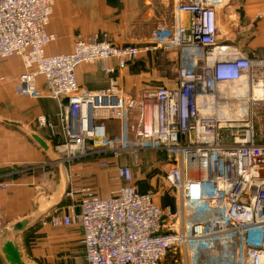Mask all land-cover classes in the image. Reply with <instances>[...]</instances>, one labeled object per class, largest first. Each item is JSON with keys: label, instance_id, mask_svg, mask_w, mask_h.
Masks as SVG:
<instances>
[{"label": "built area", "instance_id": "obj_1", "mask_svg": "<svg viewBox=\"0 0 264 264\" xmlns=\"http://www.w3.org/2000/svg\"><path fill=\"white\" fill-rule=\"evenodd\" d=\"M229 2L179 0L174 24L148 36L115 44L78 35L70 52L48 54L56 0H0V58L21 59L20 94L56 102L63 159L153 149L171 162L163 180L174 207L140 191L131 165L117 166L126 183L108 197L91 185L66 193L75 202L49 223L81 225L84 264H162L169 256L175 264H264V60L218 43L217 10ZM165 49L177 51L173 83L127 97L118 70ZM96 63L109 84L82 88L78 67ZM108 120L119 121L118 134L109 133Z\"/></svg>", "mask_w": 264, "mask_h": 264}, {"label": "crops", "instance_id": "obj_2", "mask_svg": "<svg viewBox=\"0 0 264 264\" xmlns=\"http://www.w3.org/2000/svg\"><path fill=\"white\" fill-rule=\"evenodd\" d=\"M178 1L56 0L47 26L56 40L48 44L47 53L70 52L78 35H105L115 44L148 36L160 24H174ZM182 19L188 22L187 16ZM217 20L218 43L238 46L248 56L264 60V0H230L217 10ZM22 69L18 56L0 58V182L9 183L7 189L0 188V264H11L3 249L9 240L18 246L26 264H84L81 225L53 226L49 220L75 202L67 196L69 190L91 185L101 197L113 194L126 183L116 168L129 165V157L111 154L106 168L99 166V156L63 159L60 144L56 145L58 132L62 133L57 104L47 96L20 94L16 79ZM77 76L81 87L89 90L106 87L110 81L99 63L80 65ZM116 77L129 90V65ZM109 121V133L118 134L120 123L116 128L114 120ZM31 133L43 138L49 148L40 146Z\"/></svg>", "mask_w": 264, "mask_h": 264}, {"label": "rangeland", "instance_id": "obj_3", "mask_svg": "<svg viewBox=\"0 0 264 264\" xmlns=\"http://www.w3.org/2000/svg\"><path fill=\"white\" fill-rule=\"evenodd\" d=\"M245 47L247 48V46ZM176 57V50L165 49L161 50L158 54L150 55L141 60L139 59L135 64H131L129 66V90L126 89V87L124 88V83H121L123 90H127V97L130 98L132 95L138 98L144 89L164 85L167 79L174 80L176 77ZM133 74L140 76L132 77ZM173 80L171 83L169 81L167 85L172 84ZM136 110H138L136 107L133 108V110L129 108L131 113L128 114V123L129 125L133 124L132 128L138 125ZM109 122L111 123L109 120L106 121L107 124H110ZM112 122L116 128L119 127V122L115 120ZM130 135L132 134L130 133ZM125 155L129 157V165L133 167L134 181L140 190L151 192L155 196L156 201L163 206L164 204L171 206L177 205L174 193L166 189L163 180L166 170H168L171 165L170 160L164 152L146 149L139 151L138 156L130 152ZM93 156H99L101 159H107L108 161L110 160V153H99ZM121 156H124V152L121 153L119 157ZM162 264H175V260L169 256Z\"/></svg>", "mask_w": 264, "mask_h": 264}, {"label": "water", "instance_id": "obj_4", "mask_svg": "<svg viewBox=\"0 0 264 264\" xmlns=\"http://www.w3.org/2000/svg\"><path fill=\"white\" fill-rule=\"evenodd\" d=\"M31 135L35 139V141L39 143L40 146H42L45 149L49 148L48 143L43 138H41L39 135H37L36 133H31ZM20 227H21V224L18 225L16 228L19 229ZM3 249H4V252L6 253L7 259L10 261L11 264H26L25 261L22 259L20 250L14 241L12 240L7 241L4 244Z\"/></svg>", "mask_w": 264, "mask_h": 264}, {"label": "trees", "instance_id": "obj_5", "mask_svg": "<svg viewBox=\"0 0 264 264\" xmlns=\"http://www.w3.org/2000/svg\"><path fill=\"white\" fill-rule=\"evenodd\" d=\"M143 58H145V57L138 58L136 61H138L139 59L141 60V59H143ZM136 61L130 63L129 66H130L131 64H135ZM63 141H64V139H63V137H62V133H61V132H58V139H57V141H56V145L61 144ZM105 155H106V154H105ZM108 155H109V154H108ZM110 155H111V154H110Z\"/></svg>", "mask_w": 264, "mask_h": 264}, {"label": "bare ground", "instance_id": "obj_6", "mask_svg": "<svg viewBox=\"0 0 264 264\" xmlns=\"http://www.w3.org/2000/svg\"><path fill=\"white\" fill-rule=\"evenodd\" d=\"M259 93H260V89L256 88V89H255V94L258 95Z\"/></svg>", "mask_w": 264, "mask_h": 264}]
</instances>
